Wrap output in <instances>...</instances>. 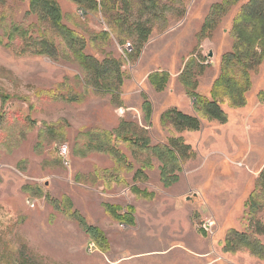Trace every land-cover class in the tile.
<instances>
[{
  "label": "rangeland",
  "instance_id": "374dc122",
  "mask_svg": "<svg viewBox=\"0 0 264 264\" xmlns=\"http://www.w3.org/2000/svg\"><path fill=\"white\" fill-rule=\"evenodd\" d=\"M29 1L7 0L0 7V93L8 99L4 103L0 99V264H264V258L238 245L243 236L258 241L242 217L254 211L250 202L246 204L254 192L264 197V187H257L264 168V61L250 73L244 105L220 106L223 123L197 114L179 78L185 63L198 59L204 69L194 74L193 94L210 100L221 59L233 43L232 20L248 0H240L223 16L206 40L198 34L211 6L222 0H165L171 9L167 23H155L148 39H136L137 23L104 11L83 16L74 4L58 0L63 24L86 41L85 55L121 62L124 80L119 100L82 92L75 82V77L82 79L75 62L18 56L15 42L12 48L5 47L4 28L11 24L38 37L36 18L28 14ZM137 8L133 0L131 13ZM116 11L123 13L120 5ZM126 43L132 49L144 44L137 55L122 48ZM154 71L169 74L161 92L145 79ZM68 91L80 99L47 98L54 92L66 96ZM143 100L151 105L149 119L142 111ZM171 109L195 118L198 130L162 127L160 117ZM24 118L35 124L32 130ZM122 120L138 125L144 133L138 134L134 153L125 144L111 143L130 169L123 173L121 184L105 185L104 171L113 169V161L106 154L78 151L86 132L113 133ZM49 126L63 130L65 141L45 142L41 150L36 149L39 130ZM61 145L68 148V166L58 156ZM24 186L31 187L28 194L22 191ZM68 203L70 211L104 234L106 252L88 242L83 230L68 218ZM261 203L259 207L264 206V198ZM109 206L120 207L121 214L131 208L133 225L114 220ZM225 213L229 218L221 226ZM260 214L264 219V211ZM207 219L216 224L210 235L201 228ZM91 244L93 251L88 249Z\"/></svg>",
  "mask_w": 264,
  "mask_h": 264
},
{
  "label": "trees",
  "instance_id": "16d2710c",
  "mask_svg": "<svg viewBox=\"0 0 264 264\" xmlns=\"http://www.w3.org/2000/svg\"><path fill=\"white\" fill-rule=\"evenodd\" d=\"M6 1L0 0V7L4 6ZM66 1L82 10L83 16L104 11L110 17L116 16L123 18L128 23L138 24V27L133 32L138 36L136 39H148L154 24L162 22L165 25L168 12L169 10L171 11L168 4L164 3L165 0H136L138 8L134 14L131 13L133 0ZM239 2L240 0H222L219 4L211 6L210 12L198 34L200 39L206 40L210 38L221 18L226 16ZM118 5H120V10L123 13L116 11V6ZM28 9V14H33L36 18L35 28L37 29L38 37L32 38L29 36L28 29L23 28L21 25L11 24L4 28V36L7 40L5 47L9 48L15 42L13 50L18 56H43L53 61L60 59L75 62L82 73V79L75 77V82L82 92L86 94L110 95L112 99L119 100L120 89L124 80L121 62L110 56L98 61L94 57L85 55L86 41L80 34L70 30L63 24V15L58 0H30ZM139 25H141L142 30L139 29ZM230 36L233 39L231 50L221 59V71L212 85L210 100L193 94L194 87L191 82H194L195 85V75L201 74L204 69L198 59L190 58L179 75L183 91L193 100V108L197 110V114L202 119L215 120L219 123L225 122V115L220 106L227 104L231 108H239L244 105L245 94L249 91L251 85L250 73L257 70L264 61V0H248L240 7L232 20ZM2 40L0 39L1 45H3ZM143 44H135V49H132V53L136 52L139 55ZM190 62L191 65L188 66ZM193 67H195L196 72L192 71ZM147 80L155 91L161 92L166 88L169 74L164 71L152 72L148 75ZM47 98L67 102H74L80 99L77 93L69 91L66 96H59V93L54 92L47 94ZM0 99L2 103L8 100L1 93ZM143 102L142 111L145 117L149 119L152 112L151 105L147 100H143ZM28 120V118H24L23 123H27V129L32 130L35 124L30 125ZM159 123L162 127L173 128L177 132L198 130L195 118L184 115L175 109L164 112L160 117ZM44 128V130H39L37 136L39 141H37L36 149L41 150L45 142L53 144L65 141L66 136L63 130H56L54 126ZM140 132L144 133V129L134 123L123 120L118 123L113 133L100 129L86 132L83 146L78 151V154L86 155L94 152L108 155L113 161L114 167L111 171H104V177L102 176L104 184L119 185L123 182V173L128 172L130 167L126 168L127 161L125 157L120 151L114 150L110 145L111 143L118 146L125 144L127 149L134 153L136 150L135 146L138 145L137 140ZM0 142H3L2 137H0ZM174 143L182 149L178 141H174ZM129 144H132L134 148H130ZM140 146L146 147L147 145L140 144ZM75 151L76 149H74V153ZM156 157L159 160L161 158L160 156ZM162 168L164 169V165ZM162 172L164 174L163 170ZM139 174H141V171L140 173L136 172L134 178H138ZM263 178L264 168L260 173L257 187H264ZM29 188L31 187L24 186L22 191L28 194L30 192ZM130 190L136 192L135 187H131ZM262 198L264 197L254 192L246 202V204L250 202L254 206V211L252 209L244 214L243 222H247L249 227L254 229V232H259L262 228L260 221L257 219V216L264 211V206L259 207L262 204ZM67 207L65 206V210L68 213V218L78 224L88 238V242L94 243L98 250L106 252L107 241L104 234L96 227L88 226L77 212L70 211V203L67 204ZM107 208L114 220L124 225H133L131 208H128V211L123 214H121L122 209L120 207L109 206ZM239 241L240 249L250 251L254 257L264 258V246H261L258 241H251L245 236Z\"/></svg>",
  "mask_w": 264,
  "mask_h": 264
},
{
  "label": "built area",
  "instance_id": "2783aa9c",
  "mask_svg": "<svg viewBox=\"0 0 264 264\" xmlns=\"http://www.w3.org/2000/svg\"><path fill=\"white\" fill-rule=\"evenodd\" d=\"M79 14L82 16V13L79 12ZM122 48H124V50L128 53H131L132 52V47L129 43H126V45H124ZM57 152H58V156L61 158L62 162H64V165L65 166H68V148L66 145H61L58 149H57ZM26 204L30 207V208H33L34 207V203L31 202V201H27ZM216 224L214 221L211 222V220L207 219V220H204L203 224L201 225V228L206 232L208 233L209 235L213 233L212 231V228L215 227ZM89 250H95V247L93 244L89 245Z\"/></svg>",
  "mask_w": 264,
  "mask_h": 264
},
{
  "label": "crops",
  "instance_id": "0c3cea01",
  "mask_svg": "<svg viewBox=\"0 0 264 264\" xmlns=\"http://www.w3.org/2000/svg\"><path fill=\"white\" fill-rule=\"evenodd\" d=\"M155 72V71H154ZM152 73V72H151ZM150 73H148L147 75H146V80H147V77H148V75H149ZM178 77V76H177ZM182 114H184V113H182ZM161 115V114H160ZM160 115H159V117H160ZM184 115H186V114H184ZM189 116V115H188ZM158 117V118H159ZM263 169V168H262ZM257 177V175L255 176V178ZM228 213H225L224 214V216L221 218L222 219V221H221V226H224V224H225V222H224V220L225 219H227V218H229V216L227 215ZM262 214H259L258 216H257V219L260 221V223H261V229L259 230V232H254V229L251 231V232H254V236L256 237V239L260 242V244H261V246H264V234H260L259 236H258V234L257 233H264V219L262 218ZM243 218V217H242ZM235 231L237 230V228H235L234 229Z\"/></svg>",
  "mask_w": 264,
  "mask_h": 264
}]
</instances>
